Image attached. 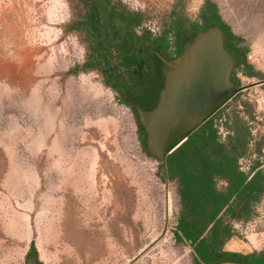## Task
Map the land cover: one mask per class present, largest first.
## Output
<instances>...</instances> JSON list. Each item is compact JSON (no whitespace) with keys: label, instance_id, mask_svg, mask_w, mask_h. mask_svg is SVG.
<instances>
[{"label":"rangeland","instance_id":"obj_1","mask_svg":"<svg viewBox=\"0 0 264 264\" xmlns=\"http://www.w3.org/2000/svg\"><path fill=\"white\" fill-rule=\"evenodd\" d=\"M120 1L156 35L174 13L203 25L206 0ZM210 1L244 62L233 71L242 90L208 120L227 138L237 126L247 132L240 158L264 165V0ZM77 11L72 0H0V264H26L30 253L42 264H131L158 239L132 264H194L190 243L174 234L177 184L168 215L136 115L99 74L78 68L85 43L68 29ZM259 216L238 236L255 242L264 206Z\"/></svg>","mask_w":264,"mask_h":264},{"label":"trees","instance_id":"obj_2","mask_svg":"<svg viewBox=\"0 0 264 264\" xmlns=\"http://www.w3.org/2000/svg\"><path fill=\"white\" fill-rule=\"evenodd\" d=\"M72 1L78 11L68 29L79 34L86 47L84 63L78 68L99 74L119 102L132 109L138 123L137 107L151 110L157 105L168 69L161 57L171 61L180 56L198 32L219 27L225 47L239 53L237 65L244 62L233 41L236 38L210 0L199 14L202 26L174 13L172 26L159 35L143 28V15L120 0ZM139 128L147 152L140 123ZM248 140L239 126L223 140L214 120H207L166 158L168 177L177 184L180 203L175 238L190 243L194 264H251L256 255L225 250L226 243L239 235L235 224L253 220L264 197V165L258 160L251 177L238 166ZM219 181L225 183L224 188L218 186ZM260 253L264 254V248Z\"/></svg>","mask_w":264,"mask_h":264},{"label":"water","instance_id":"obj_3","mask_svg":"<svg viewBox=\"0 0 264 264\" xmlns=\"http://www.w3.org/2000/svg\"><path fill=\"white\" fill-rule=\"evenodd\" d=\"M161 60L168 69L164 72L157 105L151 110L137 107V113L145 130L147 152L160 163L159 175L169 200L166 158L175 144L200 128L211 114L237 93L232 73L238 61L225 47L224 33L217 26L198 32L177 58L168 61L161 57ZM166 225L167 222L161 238L167 231ZM159 241L146 247L133 262ZM26 264L42 263L33 256Z\"/></svg>","mask_w":264,"mask_h":264},{"label":"crops","instance_id":"obj_4","mask_svg":"<svg viewBox=\"0 0 264 264\" xmlns=\"http://www.w3.org/2000/svg\"><path fill=\"white\" fill-rule=\"evenodd\" d=\"M261 236L258 239V236ZM255 242L251 240V244L238 235L233 236L225 245V250L233 251V252H240L244 254L253 253L255 252L256 255L251 258V264H264V254H261L260 251L264 248V231L256 232L254 234ZM239 239L235 240L234 239ZM237 241V242H236ZM220 264H239V263H232V262H225Z\"/></svg>","mask_w":264,"mask_h":264},{"label":"built area","instance_id":"obj_5","mask_svg":"<svg viewBox=\"0 0 264 264\" xmlns=\"http://www.w3.org/2000/svg\"><path fill=\"white\" fill-rule=\"evenodd\" d=\"M218 128H219V135L221 136V138L223 140H226L227 139L228 132L225 131L223 127H218ZM185 140H186V138H183L177 144H175L174 147L171 149V152L175 148H177L180 144H182ZM238 166H239V169L242 172L246 173L249 177H251L254 174L253 165L250 162H248L244 157L243 158H240L238 160ZM262 206H264V197H263L261 203L259 204V206L257 208V215L258 216L256 215V217L253 220H251V221H249L247 223H243V224L242 223H237V224H235L234 227H235V229H236V231L238 233L240 232L241 235L243 234L241 232H244L245 234H247L249 228H251L250 230H254L255 229V227L257 226V224L260 221L259 212H260V208ZM244 226H245L246 229L243 231ZM245 237L249 241V236L246 235Z\"/></svg>","mask_w":264,"mask_h":264},{"label":"flooded vegetation","instance_id":"obj_6","mask_svg":"<svg viewBox=\"0 0 264 264\" xmlns=\"http://www.w3.org/2000/svg\"><path fill=\"white\" fill-rule=\"evenodd\" d=\"M226 48L228 49V51L232 54V55H234L235 56V58L237 57V55H239V53L237 52V51H235V50H233V49H231V48H229V47H227L226 46ZM238 61V60H237ZM237 64H238V62H237ZM236 68V67H235ZM232 81L234 82V84H235V87L238 89V91H237V93H239L241 90H242V87H240V85H238V82H237V80L236 79H234V77H233V73H232ZM241 88V89H240ZM237 93H235V95L237 94ZM264 150H262V152H263ZM34 256V253H30L29 255H28V258L29 257H33ZM27 258V259H28Z\"/></svg>","mask_w":264,"mask_h":264},{"label":"bare ground","instance_id":"obj_7","mask_svg":"<svg viewBox=\"0 0 264 264\" xmlns=\"http://www.w3.org/2000/svg\"><path fill=\"white\" fill-rule=\"evenodd\" d=\"M166 210L169 215L171 211V197L170 196H169V200H167V197H166Z\"/></svg>","mask_w":264,"mask_h":264}]
</instances>
